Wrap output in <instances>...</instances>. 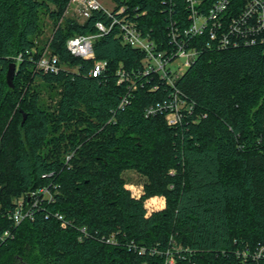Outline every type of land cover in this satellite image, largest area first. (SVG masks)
Segmentation results:
<instances>
[{"label": "trees", "instance_id": "1", "mask_svg": "<svg viewBox=\"0 0 264 264\" xmlns=\"http://www.w3.org/2000/svg\"><path fill=\"white\" fill-rule=\"evenodd\" d=\"M70 1L0 0V238L11 233L0 240V264H264V43L190 36L198 56L176 88L153 78L122 108L130 90L117 69H140L144 53L123 45L115 27L95 41L107 70L93 77L94 61L73 56L67 41L110 19L102 11L66 19ZM113 1L161 51L172 48V27L182 34L192 23L193 0ZM194 1L206 16L218 0ZM244 7L231 0L228 16ZM46 46L76 71H39ZM176 91L192 107L180 123L146 116ZM128 171L145 178L140 198L126 187ZM43 187L53 201L15 225L6 214L14 200ZM156 196L165 206L148 214L145 201Z\"/></svg>", "mask_w": 264, "mask_h": 264}, {"label": "built area", "instance_id": "2", "mask_svg": "<svg viewBox=\"0 0 264 264\" xmlns=\"http://www.w3.org/2000/svg\"><path fill=\"white\" fill-rule=\"evenodd\" d=\"M111 2L112 6L108 8L103 5L101 0L70 1L66 12H68L69 8L73 9L82 22L90 18L95 11L104 12L110 19V22L108 24L98 22L96 24L97 32L94 34L70 38L67 41V49L75 57L94 61L90 72L93 77H99L107 70V62L96 59L94 52L95 41L108 34L115 27L118 30L115 36L123 45H128L144 53L140 69L128 72L123 68L122 64L117 69V84L127 83L130 90V93L121 101L120 107L122 108L129 103L134 91L139 87L143 88L145 85L150 84L153 78H158L161 83L172 89L176 88V81L198 56L196 47L189 45L188 39L191 37H201L207 33L211 40L215 43L216 41L217 43H221L222 47L232 46L234 48L240 45L254 46L264 43V0H245L244 9L236 16H228L231 0H218L210 8L206 16L198 13L195 9L197 2L191 1V25L182 34L178 27H172L170 31L172 48L165 51L159 50L157 43L149 35L142 34L137 27V23L126 12L127 8L125 6L117 8L115 2L113 0ZM226 19H228L229 24L228 33L223 32ZM82 22L80 21L79 23ZM219 37H221L220 40H218ZM208 46L212 48L211 43ZM16 59L20 62L22 55H19ZM36 66L43 73L56 74L62 70H67L60 64L58 56L52 54L47 46L38 59ZM158 88V84L150 86L151 91H156ZM191 111L192 107L176 91L172 93L170 100L159 103L156 107L150 106L146 110V116L165 112L167 124L175 126L182 121L184 113H191ZM132 194L134 197L140 198L143 192L138 194L132 192ZM53 195L47 187L35 190L28 195L15 199L13 210L6 214L15 225H19L26 219H33L34 209L45 200L53 201ZM149 199L152 200V198ZM149 199L145 201L147 213L150 214L153 211L160 210L151 205L148 206L147 202ZM58 218L62 219L61 216H58ZM82 231H85V228ZM10 234V231H5L0 240L7 239ZM107 242L114 243V240L111 237ZM167 264H175V260L169 257Z\"/></svg>", "mask_w": 264, "mask_h": 264}, {"label": "rangeland", "instance_id": "3", "mask_svg": "<svg viewBox=\"0 0 264 264\" xmlns=\"http://www.w3.org/2000/svg\"><path fill=\"white\" fill-rule=\"evenodd\" d=\"M103 5H105L106 7H110L112 6V0H101ZM65 17L64 18H72L74 20H76L77 22H82L81 18L78 17L77 13H75V11L71 8H69L68 12H65ZM45 32H44V36H43V40H47V38H50L51 34H52V23L51 21L48 20V18H45ZM65 69H67L66 71H76L74 70L73 67H69V66H64ZM39 83V81L37 82ZM60 89H57V91L59 92ZM44 96L47 98V91H44ZM46 94V95H45ZM124 177L127 181V188L130 189L133 193L138 194L143 192V184L145 182V178L140 176L139 174H137L134 171H128L124 174ZM165 199L163 197L160 196H156V197H152V200L149 199V201L147 202V205H151L152 207H155L157 209H161L164 207V201Z\"/></svg>", "mask_w": 264, "mask_h": 264}, {"label": "water", "instance_id": "4", "mask_svg": "<svg viewBox=\"0 0 264 264\" xmlns=\"http://www.w3.org/2000/svg\"><path fill=\"white\" fill-rule=\"evenodd\" d=\"M15 70H16V64L11 63L9 65V68L6 74V80H7V84L9 85V87H14L13 80L15 77Z\"/></svg>", "mask_w": 264, "mask_h": 264}]
</instances>
